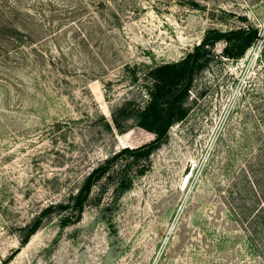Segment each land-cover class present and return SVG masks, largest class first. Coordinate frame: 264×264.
I'll return each mask as SVG.
<instances>
[{"label": "rangeland", "instance_id": "1", "mask_svg": "<svg viewBox=\"0 0 264 264\" xmlns=\"http://www.w3.org/2000/svg\"><path fill=\"white\" fill-rule=\"evenodd\" d=\"M246 26L262 38L209 48L130 186L113 170L62 225L94 167L154 138L150 71ZM0 264H264V0H0Z\"/></svg>", "mask_w": 264, "mask_h": 264}, {"label": "trees", "instance_id": "2", "mask_svg": "<svg viewBox=\"0 0 264 264\" xmlns=\"http://www.w3.org/2000/svg\"><path fill=\"white\" fill-rule=\"evenodd\" d=\"M262 38L258 28L253 26L240 27L228 31L209 30L199 44L189 51L181 60L166 62L157 65L150 71L153 80L150 89V100L138 115V124L154 133V138L137 147H124L114 155L107 157L103 163L94 167L84 178L76 193H71L69 202L62 204L63 208L70 209L63 216L62 225L80 219L86 202L93 187L101 179L118 170L115 188L124 191L131 184V178L126 170L133 164H139L147 159L153 151L158 149L168 139L169 127L182 120L188 113L185 103L188 98L195 75L205 66L206 54L216 41L224 40V54L228 57H240L258 39ZM120 126V122L115 120ZM122 157L131 158L129 162H121ZM123 167L121 168V166ZM119 167V169H115ZM142 171V170H140ZM112 172V173H111ZM73 217H75L73 219ZM39 223V222H38ZM38 223L26 236L37 229Z\"/></svg>", "mask_w": 264, "mask_h": 264}]
</instances>
